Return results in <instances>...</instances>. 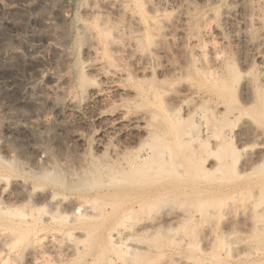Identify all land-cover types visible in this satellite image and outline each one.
<instances>
[{
    "label": "rangeland",
    "instance_id": "obj_1",
    "mask_svg": "<svg viewBox=\"0 0 264 264\" xmlns=\"http://www.w3.org/2000/svg\"><path fill=\"white\" fill-rule=\"evenodd\" d=\"M230 1L216 0L198 8L214 17V27L203 34L205 45L197 63L208 60L214 42L220 41L214 29L222 24V11ZM235 5L233 25L225 29L224 55L234 69L253 66L237 86L214 92L239 115L217 120L214 104L209 103L195 120H177L195 108L202 95L184 92L187 86L207 89L197 82L196 73L187 75L184 70L180 77L172 72L166 81L170 92L164 100L172 120H148V106L135 95L141 73L129 65L130 79L113 85L90 67L95 61L87 50L96 46L95 24L120 27L117 35L126 37L131 28L126 19L105 11L99 0H0V209L9 210L0 213V264H108V257L116 261L114 253L99 243L100 235L116 224L119 209L135 197L122 195V182L99 181L95 171L103 176L110 167L106 165L117 164L131 141L142 153L155 146L154 137L145 136L139 146L135 144V127L147 123V131H166L175 138L190 121L191 126L208 131L211 145L231 135L227 146L237 150L230 156L228 147L221 150L216 158L222 163L219 171L187 174L183 184L187 194L128 220L135 229L126 227L121 236L131 234L127 243L148 255L133 264H264V100L243 109L247 79L264 82L256 76L264 70V0ZM94 6L101 10L95 18L89 12ZM175 14L171 10L165 19L173 20ZM155 40L169 52L156 59L155 67L168 64L176 72L182 68L187 57L178 49L177 39L157 35ZM258 52L262 58L256 56ZM175 92L182 94L179 102L172 98ZM72 97L80 104L77 109L67 106ZM127 112L144 119L140 123L126 117L112 120ZM172 178L144 181L135 189L142 195L166 188L173 191L177 184L171 183ZM103 200L114 205L94 224L82 222L68 232L70 214L43 225L52 213L64 212L74 202L91 209ZM176 214L184 219L170 229L137 231L141 223L161 222L165 215ZM31 225L35 229L20 237L19 227Z\"/></svg>",
    "mask_w": 264,
    "mask_h": 264
},
{
    "label": "bare ground",
    "instance_id": "obj_2",
    "mask_svg": "<svg viewBox=\"0 0 264 264\" xmlns=\"http://www.w3.org/2000/svg\"><path fill=\"white\" fill-rule=\"evenodd\" d=\"M215 1L99 0L105 11L114 12L119 18L126 19V23L131 28L127 27L129 28L127 32L128 36H118L117 33H120L119 26H125L124 24L117 25L119 28H116V33V26L106 24L105 22L97 23L99 22L97 19H95L97 22L93 20L94 22L92 21V23H97L93 27L96 33V46L88 47L87 51L94 56L93 60L95 63L90 65V67L99 71L100 74L102 73L105 78L104 80L108 84L113 85L130 79L131 73L128 72L129 65L141 73L142 76L137 80L138 85L137 89H135V95L137 99L143 101L148 106V112L145 113L148 120H172L169 119L171 116L169 115L168 101L164 100L170 92V89L166 87V81H168L172 72H174L175 77H180L185 71H187V75L196 73L198 75L197 82L202 84L200 86L207 88L201 92L199 88L193 90V85L187 86L184 92L190 91L191 93H201L202 95L199 96L197 106L190 108L185 117L177 118V120H195L200 109L205 108L209 103L214 104L212 112L213 117L217 120H223L230 115L238 113L228 102L220 100V96L215 94L214 90H218V88H230V84L237 86L239 80L251 72L252 64L249 68L237 70L228 64L227 57L224 55V47L226 46L225 29L228 26L231 28V24L233 25L234 17L237 15L235 14L237 8L235 4H238V6L244 5L246 4V0L230 1V6L222 11V24L215 26L214 29L220 41L214 42L213 49L207 54L208 60H203L202 64L196 61L198 52L205 45L203 34L214 27H212L214 17L209 16L210 14H204L198 8L200 6L206 7L209 3ZM259 7L262 8L263 5ZM171 10L176 12L175 18L173 20H166L165 14ZM89 12L95 18L101 10L94 6ZM252 21L254 20L252 19ZM196 26H203V29L201 31L194 30ZM231 32L234 31L232 30ZM157 35L175 37L178 49L186 54L187 59L182 68H179L177 72L171 65L166 64L157 69L153 64L157 58L166 57L169 53L160 41H153ZM256 56L262 58L259 52ZM206 61L209 64H206ZM154 72H157V76ZM256 76L258 77L257 79L264 78V70L259 71ZM85 81L86 78L81 72L80 82L84 83ZM245 90L247 98L244 99V110L255 106L258 101L264 100V82L259 83L254 79H247ZM172 98L174 101L179 102L182 98L181 92L173 93ZM68 101L67 106L73 109L80 107V104L75 102L73 97ZM162 107L164 108L163 110L161 109ZM173 110L176 111L178 109L175 108ZM130 115L133 114L127 112L123 116L119 115L117 118H112V120H123L126 117L132 120V123H140V120L144 119L142 115ZM147 125L145 123L135 127L138 137L134 138V143H137L139 146L144 136L147 138L154 137L156 144L151 150L142 153L140 149L132 147L131 144L133 142L131 141L128 143V147H123L121 153L123 158L117 164L108 163L106 165L107 168L108 166L110 167L103 176L98 170H94L99 175L97 178L99 181H110L109 178H113L117 183H123V196L127 197L131 195L135 197L126 206L119 209L116 224L106 230L104 235H100L99 243H103L105 250L111 251L110 253L113 252L116 256V261H120L121 264L142 263L148 259V255L145 253L146 250L135 248L127 243L131 234L121 236L120 230H124L126 227L135 229V225L127 223L128 220L147 213L159 203L180 196V193L187 194L188 190H184L186 188L183 187L187 174L206 175L207 173L219 171L222 168V163L221 160H216V158L221 153V150L228 147L229 156L233 155L237 150L236 147L227 146L232 140L231 135H224L221 142L211 145L208 142L210 137L208 131L198 126H191V121L188 129L183 133L176 134L175 138H169L166 131L162 133L157 130L147 131ZM204 146L207 147L203 151L202 148ZM169 177H173L171 183L177 184V188L173 191L166 188L160 189L155 193L142 195L135 189L141 182L158 183ZM116 204L119 205L118 203ZM113 205V202L103 200L99 202L98 206L88 209L83 208L81 203L74 202L68 205L67 210H64V212H60L59 214L52 213L49 219L43 221V225L45 226L55 220H60L73 214V220L70 222V227L67 230L71 232L75 228H78L77 225L82 224V222L94 224L97 220L103 218L107 210ZM39 208L37 207V209ZM6 212H9V210L3 211L0 209V213ZM12 212H17V210L12 209ZM19 213L31 218L30 213L26 214L23 211ZM182 219H184L182 215H165L161 222L141 223L137 231L144 234L153 229L163 227L170 229L176 222ZM40 220L42 219L40 218ZM19 229L20 237H22V235H25V230L31 232L35 228L31 225L28 228L23 229V227H19ZM106 259L108 264H116L113 257Z\"/></svg>",
    "mask_w": 264,
    "mask_h": 264
}]
</instances>
